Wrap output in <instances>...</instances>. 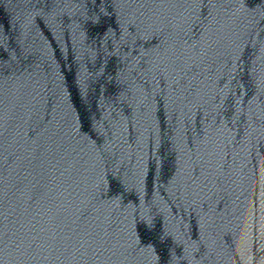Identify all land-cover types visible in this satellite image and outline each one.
Listing matches in <instances>:
<instances>
[{"label": "water", "instance_id": "1", "mask_svg": "<svg viewBox=\"0 0 264 264\" xmlns=\"http://www.w3.org/2000/svg\"><path fill=\"white\" fill-rule=\"evenodd\" d=\"M0 264H264V0H0Z\"/></svg>", "mask_w": 264, "mask_h": 264}]
</instances>
